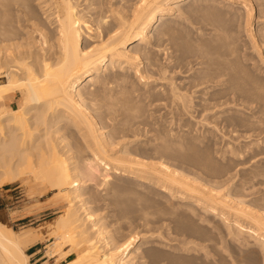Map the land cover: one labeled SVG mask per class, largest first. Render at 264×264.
Listing matches in <instances>:
<instances>
[{
    "label": "bare ground",
    "instance_id": "1",
    "mask_svg": "<svg viewBox=\"0 0 264 264\" xmlns=\"http://www.w3.org/2000/svg\"><path fill=\"white\" fill-rule=\"evenodd\" d=\"M182 1L185 0H138L134 9L131 7L133 9L130 13L131 16L127 15L128 18H122L118 12H112L115 17L119 18L108 21L107 14L104 17L94 18L96 15L93 16L90 7L85 5L86 0H0V188L5 185H13L16 182L21 183L25 178L30 177L34 181L46 182L52 191H57L58 198L67 200L69 204L64 214L60 215L51 225L50 236L54 238V242L48 245L47 251L43 254L44 264L49 259L62 264L139 263V261L136 262V258L131 257L132 245L136 240L135 236H130L131 238L121 245H113L114 243L108 241L109 237L104 236L106 233L99 226L98 220H95L94 215L90 214L88 207H84L86 203H81V205L79 203V206L72 204L74 200L77 201L79 198L80 193L77 190L83 185V180L92 181L95 178H98V180L101 178L103 183H107L110 178L109 171L116 175H124L128 180H135L134 178H136L140 182L153 183L166 192H172L174 188L179 189V200L181 202H192V206L189 207L194 212L198 211L201 217V214L205 215L206 213L217 214V217H219L217 219L224 223L230 222L231 230L237 238L241 237L244 241L243 238L246 235L264 254V214L262 212L254 210L255 208H251L250 204L245 205L244 202L234 200L236 202L232 204L233 199L230 198L231 203L227 202V197H225L226 200L221 199L223 195L220 196V192L218 196L217 191L207 189L208 187L204 188L201 186L202 184H198V180L196 181L197 184L190 182L191 180L189 181L187 176V179H185L182 177L183 175L181 176L180 173L169 169L161 162H159L157 169L155 167L149 168L152 170L151 176L144 173L145 170L147 172L145 168L150 167L151 164L147 165L148 162H141L142 159L130 158L129 154L135 152V148L139 150V147L130 145L135 143L133 140L131 142L129 140V143L127 141L121 143L120 141L125 136L123 137L116 130L114 124L118 117L133 121L132 117L137 114L133 98L123 97L122 100H118V97L117 100L111 98V101L107 103L103 101V105L106 103L104 106H100L101 100L97 101L99 89L96 87L108 79V75L113 72L115 66L120 70L125 69L121 73H131L129 70H132L133 75H138V78H136L140 81L144 79L146 74H157L151 69L152 67L148 66L149 61L145 62L147 68L144 66L146 69L144 71L140 70L143 62L141 60L145 61L150 56L147 54L150 51L149 49L148 52L145 50V56L142 54V45L148 42V32L150 29L156 28L155 22L160 20L158 17L163 20L162 17L165 16L166 12L172 10L171 5ZM186 1L187 4L197 0ZM203 1H209L208 3H210L217 0ZM226 1H242L246 11L248 8V13H246L249 17H247L246 22L249 21L248 18L252 17L253 9L251 6L253 5L250 4L252 0ZM83 5L85 7L82 9ZM173 7L175 8V6ZM132 44L133 47L129 50ZM106 64L108 65L106 66ZM165 72L159 74L160 79L163 81L166 79L163 74ZM209 72L207 71L208 74H210ZM118 73L116 72V74ZM228 73H219V76L217 74L214 77L205 76L194 83L186 84L185 87L180 86L181 88L170 86L168 88V98L166 99H170L175 105L181 102L179 106L182 109H187L185 104L189 105L188 103L191 100H187L182 92L199 93L201 95L200 99L198 97L200 103L196 104L199 107L198 114L202 116L206 113L204 120L208 125H212L211 128L214 126L217 129L220 124L221 130H217L222 133L223 138L225 136L229 137L226 139V141L228 139L229 141L224 145L230 149L232 140L239 141V139L244 138L249 141L248 138H251L250 132L252 134L253 132L246 127L247 123L244 121L242 123H246L244 128L250 130L240 136L239 132L243 130L241 129V122V126H239L238 123H232L230 117L229 119L225 118L229 116L230 108L234 105L232 98L229 97V95L231 96L229 93L230 88L226 90L229 92H224V94L221 92V96L214 92H208L213 86L209 87L208 85L213 83L212 80L217 81L221 78L225 80L224 77L230 78L232 73ZM102 75L104 76L102 77ZM245 77L246 75L242 78L245 79ZM234 78L236 79V77ZM124 79H126V76L118 78L116 83L117 86L126 89L128 84ZM245 80L247 81L248 78ZM230 81L228 80V83ZM169 83L173 84V82ZM96 84L98 85L95 87ZM238 85L240 86V84ZM256 89L260 88L257 87ZM257 90L256 92H262V90ZM10 93L20 94L22 98V104L15 109H6L3 106V100ZM84 100L88 101L87 104L84 103ZM186 111L188 113L189 109L183 112ZM96 112L98 115L100 113L104 115L101 126L102 123L105 124L102 127H99V123H96L97 120L95 119L101 117L100 115L95 118ZM236 120L242 121L237 118L234 121ZM103 129H110L107 136ZM122 130L123 128H121ZM123 131L122 133L126 132ZM137 135L133 134L131 138L135 139ZM68 139L74 140L73 147L69 146ZM253 143H247L248 145L245 146L243 152L241 150L240 152L237 148L236 150L231 148L230 154H235L236 157L241 158L240 156L246 152L249 154L247 156L249 157L248 161L252 162L253 160L254 162V159L255 161L262 159L260 161L262 162L264 159L263 142L261 146L257 142L260 147H257L255 143L257 148ZM142 145H145V143ZM74 149L76 153L73 151ZM244 163L247 162L241 164ZM172 193L174 194V191ZM261 199L264 202L262 197ZM197 207L200 208V211ZM232 216L234 218L230 220ZM242 221H246L247 226ZM33 234L31 232L16 233L0 223V264H31L26 250L35 243L37 237ZM235 236L234 239L237 241ZM241 239L239 240L241 241ZM65 247L67 250L63 251ZM68 257L71 258L66 260Z\"/></svg>",
    "mask_w": 264,
    "mask_h": 264
},
{
    "label": "rangeland",
    "instance_id": "2",
    "mask_svg": "<svg viewBox=\"0 0 264 264\" xmlns=\"http://www.w3.org/2000/svg\"><path fill=\"white\" fill-rule=\"evenodd\" d=\"M137 2L138 0H86L85 5L90 7L93 16L96 15L94 18L104 17L107 14L109 17L107 20L112 21L114 18H119L115 17L112 12H118L122 18H126L127 15L131 16L130 13H132L131 11ZM185 2L187 1L171 5L172 10L166 12L165 16L162 17L163 20L158 17L160 20L157 19L159 21L155 22L156 28L150 29L148 32L149 43L146 42V45H142V54L145 56V52L150 50L147 53L150 56L147 59V55L145 61L141 60L143 62L140 70L144 71L147 68L145 62L149 61L150 64L147 62L148 66L152 67L151 69L157 74H146L144 79L140 81L137 79L138 75H133L132 70H129L131 73H121L125 69L120 70L115 66L106 81L95 85V87L98 85L96 88L99 89L97 101L101 100L100 106H104L108 101H111V98L112 100H117V97L118 100H122L123 97L133 98L138 114H136L137 117L136 115L132 117L134 125L130 121L131 119L127 121L122 117H118L119 120L116 119L114 124L116 130L123 137L125 136L120 141L121 143H126V141L129 143L133 140L135 143L130 145L139 147V150L135 148V152L129 154L130 158L142 159L141 162H148L147 165L151 164L150 167L145 168L148 173L146 170L143 171L144 173L151 176L152 170L149 168L155 167L157 169L159 162H161L169 169L180 173L181 176L183 175L182 177L185 179L191 180L190 182L196 184L198 182L204 188L213 189L214 192L217 191L218 196L219 192L220 196L225 195L221 199L226 200L225 197H227V202L233 199L232 204L236 201L244 202L247 206L250 204L251 208H255L254 210L264 214V202L261 199V197L264 199V159L262 162H260L262 159L258 161L254 159V162L253 160L251 162L248 161L249 157L247 156L249 154L246 152L240 156L241 158L236 157L235 154H230L231 148L235 150L237 148L243 152L249 142L256 141L253 144L255 146L256 143L257 147H260L263 142L264 146V0L249 1L253 5L251 6L253 15L248 18V22H246L247 17H249L248 8L246 11L242 1L217 0L208 3L209 1L199 0L197 3L188 2L187 4ZM85 5L82 6V9ZM126 10L130 11L127 12ZM132 47L133 44L129 50ZM220 63L221 65H219ZM235 68H238L237 71ZM163 71H166L163 73L166 78L164 81L159 76ZM207 71H210V74ZM222 71L229 72L228 74L232 73L231 77L229 75L230 78L224 77L227 82L222 78L217 79V81L220 80L218 83L216 80H212L214 84H208L209 87L213 85L208 92H214L221 96L222 93L230 91L231 96L229 95V97L232 98L234 105L230 108L229 116L225 118L229 119L230 117L232 123L240 124L241 122L242 124L244 121L247 123V126L246 123L242 124L241 129L243 130L240 129V136L250 129L253 132V134L250 132L252 140L251 138H248L249 141L244 138L239 139V141L232 140L230 149L224 145L229 141V139L226 141L229 137L223 138L222 133L219 132L221 130L220 124L217 128L220 129L219 131L214 126L211 128L212 125H208L204 120L206 113L202 116L198 114L199 107L196 104L200 103L201 95L199 93L192 92V95L190 92H182L187 100H191L188 103L190 106L185 104L192 113L191 116L189 111V115L187 111L183 112L187 109H182L179 106L181 102L175 105L170 99H166L170 86L185 87L186 84L194 83L205 76L214 77L217 74L219 76V73H224ZM116 72L121 75L116 74ZM245 75V79L248 78L247 81L243 79ZM122 76H126L124 79L128 84L126 89L117 86L116 83L118 78H122ZM227 79L229 81L231 79V81L228 83ZM169 82H173V84ZM257 87L262 92L258 91ZM228 88H230L229 91H226ZM112 95L114 97H111ZM12 96L14 97L6 100V105L15 109L22 104V98L20 94ZM103 101H106L104 105ZM87 102L84 100L85 104ZM4 107L6 108L5 105ZM100 115L101 117H99ZM100 115L97 113V117L95 115L94 117H99L95 120H97L96 123H99L98 126L102 127L105 124L102 123L101 126L104 115L102 113ZM120 118L122 119L120 120ZM236 118L242 121H234ZM99 120L101 121L99 122ZM244 126L250 129L244 128ZM121 128L126 131L122 130L125 134L122 133ZM103 131L107 133H105L107 136L110 129H103ZM243 131L245 132L242 133ZM133 134H138L135 139L131 138ZM73 141L68 139L67 142L70 147L74 146ZM257 142L260 143V146L257 145ZM143 143L146 146L142 145ZM159 147L164 148L160 149ZM72 153L75 154L76 151ZM246 158L248 159L246 160ZM242 162L247 163L241 164ZM109 172V183L108 181L103 183L101 178H99L100 181L98 178L92 181L83 180V185H80L81 187L77 190L80 193L79 198L77 201L74 200L72 204L79 206V203L80 205L86 203L84 207H88L89 210H87L90 214L94 215L95 220H98L99 226L106 233L104 236L109 237L108 241L114 243L113 245H121L135 236L136 240L132 245L131 257L136 258V262L139 261L138 264H264L263 252L261 249V252L259 251L258 246L256 247L249 237L242 236L244 241L241 237L237 238L231 230L230 222L224 223L217 219L219 218L217 214L206 213L205 215L201 214V217L198 211L194 212L189 207L192 206V202L179 200V189L174 188L176 191L173 189V194V191H170L171 193L163 191L161 187L153 183L140 182L136 178H134L135 180H128L124 175ZM35 181L27 177L21 183L16 182L13 185H5L0 188V223L16 233H34L33 235L37 238L31 247L36 243H41L39 246L42 248L40 255H43L47 251L48 245L54 242V238L50 236L51 225L60 215L64 214L69 204L67 200L58 198L57 191H52L46 182L39 180L35 183ZM242 185L243 187H241ZM165 196L167 200L164 198ZM197 208L200 211V208ZM233 218L234 216L230 217V220ZM242 223L247 226L246 221H242ZM234 236L237 241H235ZM66 250V247L63 248V251ZM30 262L33 264V261ZM53 263H55L53 259L46 262V264Z\"/></svg>",
    "mask_w": 264,
    "mask_h": 264
},
{
    "label": "crops",
    "instance_id": "3",
    "mask_svg": "<svg viewBox=\"0 0 264 264\" xmlns=\"http://www.w3.org/2000/svg\"><path fill=\"white\" fill-rule=\"evenodd\" d=\"M12 95H17L15 93H10L7 95V98L5 99V101L3 100V104L6 106V109H13V108H10L9 106L6 105V100H10L11 98H13L14 96ZM13 104V103H11ZM3 105V106H4ZM19 107V106H17ZM23 218H28V217H23ZM17 220H23V219H17ZM41 243H36L35 245H33L32 247L28 248L26 250L27 254L30 256V261H33V264H44V261H43V255H40L41 254V250L42 248H40ZM69 258V257H68ZM48 261V260H46ZM53 264H56V263H53ZM62 264V263H60Z\"/></svg>",
    "mask_w": 264,
    "mask_h": 264
}]
</instances>
